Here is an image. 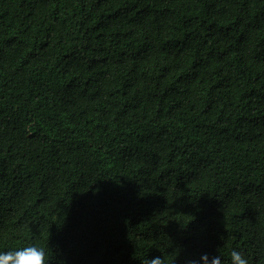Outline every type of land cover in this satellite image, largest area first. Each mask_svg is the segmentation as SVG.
I'll use <instances>...</instances> for the list:
<instances>
[{"label":"trees","instance_id":"obj_1","mask_svg":"<svg viewBox=\"0 0 264 264\" xmlns=\"http://www.w3.org/2000/svg\"><path fill=\"white\" fill-rule=\"evenodd\" d=\"M264 264V0H0V252Z\"/></svg>","mask_w":264,"mask_h":264},{"label":"clouds","instance_id":"obj_2","mask_svg":"<svg viewBox=\"0 0 264 264\" xmlns=\"http://www.w3.org/2000/svg\"><path fill=\"white\" fill-rule=\"evenodd\" d=\"M181 249L176 248L170 254L161 253L160 256L149 258L145 256L140 264H176ZM46 249L37 244H26L15 250L0 252V264H49ZM186 264H222L219 254L209 257L202 254L199 260H187ZM230 264H249L248 257L239 250L233 249L230 252Z\"/></svg>","mask_w":264,"mask_h":264}]
</instances>
